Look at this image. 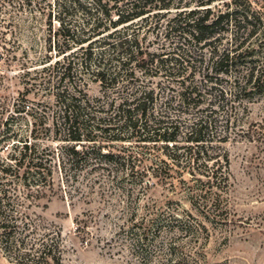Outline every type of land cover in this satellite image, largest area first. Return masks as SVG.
<instances>
[{
	"label": "trees",
	"instance_id": "1",
	"mask_svg": "<svg viewBox=\"0 0 264 264\" xmlns=\"http://www.w3.org/2000/svg\"><path fill=\"white\" fill-rule=\"evenodd\" d=\"M18 8L45 18L48 49L19 63L15 96L0 94V250L14 264H62L60 231L37 223L33 208L58 193H101V177L131 197L153 184L175 190L172 179L186 171L189 182H179L192 206L220 218L235 120L219 115L264 93V0H30ZM88 81L98 96L87 94ZM124 177L143 183L125 187ZM149 214L127 204L120 213V229L137 231V253L157 218L153 242L162 250V235L176 227L198 234L177 214ZM180 246H166L168 260L194 264Z\"/></svg>",
	"mask_w": 264,
	"mask_h": 264
},
{
	"label": "rangeland",
	"instance_id": "2",
	"mask_svg": "<svg viewBox=\"0 0 264 264\" xmlns=\"http://www.w3.org/2000/svg\"><path fill=\"white\" fill-rule=\"evenodd\" d=\"M27 1L30 0H0V94L8 98L21 89L19 63L41 58L48 49L45 18L35 11L18 8V4ZM149 39H153L151 34L146 38ZM254 45L257 47V42ZM262 47L264 44L258 49ZM86 92L90 97L98 96L100 87L88 81ZM235 106L231 111L225 105L219 115L225 119L231 114L235 120L229 129L231 138L224 144L229 156L230 187L220 218H206L192 206L184 189L186 183L179 182L180 177L189 182L190 174L186 171L172 179L175 190L153 184L138 194L134 191L131 197L116 190L115 179L101 177V193L90 198L58 193L33 208L37 223L60 231L62 264H177L167 258L169 243L183 246L181 250L194 264H264V93L236 102ZM123 180V186L131 185L134 189L143 183L132 184L127 177ZM146 180L147 177L143 179ZM126 204L140 214L149 211L151 217L155 213L163 218L177 214L183 228L198 230V234L190 238L176 227L162 235V250L161 243L153 242L155 225L160 221L157 218L150 224L146 248L137 253L140 247L132 238L137 231L126 225L120 229V213ZM0 264L14 263L0 250Z\"/></svg>",
	"mask_w": 264,
	"mask_h": 264
}]
</instances>
